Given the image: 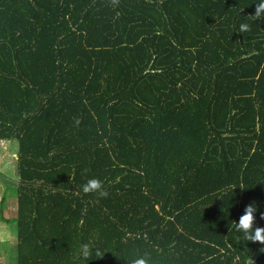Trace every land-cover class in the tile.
Returning <instances> with one entry per match:
<instances>
[{
  "label": "trees",
  "instance_id": "1",
  "mask_svg": "<svg viewBox=\"0 0 264 264\" xmlns=\"http://www.w3.org/2000/svg\"><path fill=\"white\" fill-rule=\"evenodd\" d=\"M6 139L15 264H264V0H0Z\"/></svg>",
  "mask_w": 264,
  "mask_h": 264
},
{
  "label": "rangeland",
  "instance_id": "2",
  "mask_svg": "<svg viewBox=\"0 0 264 264\" xmlns=\"http://www.w3.org/2000/svg\"><path fill=\"white\" fill-rule=\"evenodd\" d=\"M16 141H0V173L16 178ZM0 177V213L5 221L0 220V264H15V216L16 197L14 189H5Z\"/></svg>",
  "mask_w": 264,
  "mask_h": 264
}]
</instances>
